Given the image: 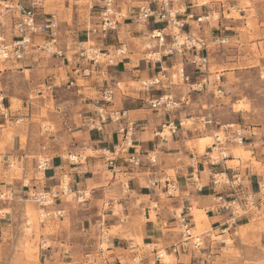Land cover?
<instances>
[{
    "label": "crops",
    "instance_id": "0c3cea01",
    "mask_svg": "<svg viewBox=\"0 0 264 264\" xmlns=\"http://www.w3.org/2000/svg\"><path fill=\"white\" fill-rule=\"evenodd\" d=\"M32 1L41 3L36 9L38 14L43 11L49 13L45 0H25V3L32 5ZM93 1L91 8H95L93 22L95 23L100 16L103 0ZM146 1L115 0L117 10L125 13L128 18L121 20L118 30L111 34L103 45L111 47L119 42L126 44L129 52L117 64L103 66L101 70L93 69L90 75L83 73L85 64L79 61L76 45L79 41L87 39L86 32L82 33L81 38L77 35V38L62 41L65 59L52 57L57 67L64 65L75 79L78 80L79 75L89 76L85 78L88 83L83 85L81 91L89 89L92 93L87 101L91 108L101 104L99 99L103 88L108 86L115 88L114 100L108 107L127 110L129 117L136 122L130 153L140 159L139 166L126 163L127 154L124 153L116 159L118 172L109 167L106 151L112 150L121 141V136L117 133L118 125L107 122L101 131L89 129V122L98 119L97 111H92L91 115L77 120L75 125L60 127L55 133L49 131L44 144L47 145L46 153L51 156V162L45 172H39L36 162L42 152V146L38 149L34 145L30 126L25 120L27 118L19 119L23 112L13 109L12 98L8 100L9 105H4L3 109L0 107V191L13 190L14 198L17 200L23 193L27 197L31 191L49 190L59 185L61 177L67 175L75 192L90 193L89 200L78 202L83 203L81 204L83 213L87 207L92 208L89 212L91 215L84 217V220L89 221V228L104 226L111 232L108 243L114 263L127 259L121 252L132 249V245H137L133 240L134 236H141L144 244L164 241L166 246L170 247L178 243V226L174 214L175 211L186 210L188 206H192V219H195L194 209L203 211L207 216L210 228L206 233L210 231L215 233L227 228L231 214L224 210H214L212 207L214 197L217 194L226 195L229 188L226 185H215L214 175H226L229 178L242 176L241 188L254 193H258L260 183L264 181V154L256 138L242 146L244 147L242 154L249 153L248 156L237 153L238 146L233 145L228 149L229 158L217 164L211 163L210 156L213 153L209 147H201L203 151L198 147L197 140L201 139L197 138L201 134L199 127L190 126L186 122L199 118V114L210 118L215 111L212 110L211 103L204 102L202 93L192 90L191 83L169 84L163 79L161 84L152 86L145 84L147 79L152 80L163 75L159 63L143 60V43L149 39L151 31L158 27L154 24L142 25L136 20L138 7ZM200 1L175 0L172 7L179 10L178 18L187 22L186 30L199 33L203 28L205 36L211 43L213 37L207 29L212 23L198 24L190 15L201 16L207 13L211 15L222 7L235 4L237 0H209L202 3ZM251 1L255 5L258 2ZM217 27L220 31L224 28L229 30V39L237 38V22H219ZM88 28L89 26L85 30ZM180 61L181 57L178 56L164 59L162 65L166 68L164 73L166 77L174 72ZM188 70L191 73L190 67ZM167 94H171L179 103L177 108L166 112L151 106V101ZM199 104L200 109L197 107ZM4 113H8V116L5 117ZM20 120H24V123L21 124ZM168 121H175L178 129L170 138L163 140L155 133ZM222 122L219 121L220 124ZM235 123L237 125V122L232 124ZM226 126L223 125L221 128ZM212 127L209 125V128ZM213 129L217 130L218 127L215 126ZM71 156L78 157V160L72 161ZM150 156L155 157L154 163L149 160ZM32 158L35 161H32ZM14 167L21 170L20 175L13 173ZM171 171L174 172L173 175L170 174ZM27 178L29 185L25 188L24 181ZM165 179H171L177 185L178 192L175 196H162L165 193ZM153 203L158 205L157 208L152 206ZM75 204L76 200L73 203L61 201L56 206L64 208L69 216L67 219H70L77 212L74 210ZM261 211L262 215L258 219L264 223L263 207L259 209V212ZM251 219L250 215L244 216L237 220L235 227L248 225ZM256 235L260 238L259 242L241 247L253 253L260 251V246L264 247V229ZM206 240L207 245L210 244L207 238ZM216 247H219L218 244ZM173 255L177 259V264H188L189 255L191 264L193 259L198 258V254L194 252H185L182 244H179V252Z\"/></svg>",
    "mask_w": 264,
    "mask_h": 264
},
{
    "label": "rangeland",
    "instance_id": "374dc122",
    "mask_svg": "<svg viewBox=\"0 0 264 264\" xmlns=\"http://www.w3.org/2000/svg\"><path fill=\"white\" fill-rule=\"evenodd\" d=\"M45 3L49 13L57 14L61 41L77 38V35L81 38L82 33L87 32L85 29L94 22L95 8H91L93 0H45ZM238 9L244 11L239 12ZM232 21L237 22V38L229 39V30L224 28L220 31L217 23ZM210 22L212 24L209 23L207 31L213 39L227 38V42L212 48L210 56L213 72L211 80L213 81L215 72L222 75L224 95L219 97L212 91L206 93L204 90L199 93H202L204 102L213 105L212 110L215 112L210 118L213 119L212 126H217L218 129L209 128V125L205 128V121H202L205 116L202 114L198 115L199 118L186 123L199 127L201 134L197 138L201 137V139L197 140V143L202 151L205 147L210 149L214 132L221 130L220 134H222L225 128L221 127L234 122H237L236 127L240 125L248 136H251L249 142L256 138L262 145L264 140V0H258L256 5L251 0H237L235 4L232 3L213 12ZM199 33L206 34L203 28ZM54 63L52 57L30 60L24 66L20 63L0 61V98H2L0 103L7 106L8 100L12 98L13 109L23 112L19 119L27 118L25 120L30 126L33 143L38 149L45 145L44 141L49 131L55 133L60 127L75 125L77 120L80 121L82 117L91 115L92 111H97L96 107L91 108L87 104L89 95L92 94L89 89L81 91L84 88L83 85L88 83L85 78L89 76L79 75L77 80L64 65L57 67ZM200 79L201 76L197 78L196 74H192V82H200ZM149 81L150 79H147V82ZM174 81L184 83L181 76L175 77ZM203 87L205 88L204 85ZM1 106L3 109V105ZM197 107L200 109L201 104ZM219 121H223L222 124ZM20 123L23 124L24 120H20ZM253 132L257 135L253 136ZM242 149L244 147L238 146L236 152L242 154ZM216 155V153L213 154V156ZM32 161L35 159L32 158ZM13 170V173L21 174L18 167H14ZM173 173V171L170 172L171 175ZM67 180L69 181V178ZM25 182L29 183V179L27 178ZM89 194L86 196V201L90 198ZM162 196L166 197L168 194L164 193ZM74 200L79 205L75 204L74 210L77 212L74 217L67 219L69 216L66 214L64 218L46 223L39 222L38 207L34 202L26 201L20 204L15 198L0 200L2 215L7 213L5 218L0 217V264H58L56 262L60 264H135L133 262L135 251L141 254L142 262L139 264L153 262V255L150 252L152 246L148 248L141 236H134L133 240L138 245L136 250H123L121 253L125 254L127 259L114 263L108 243L111 232L104 226L98 228V225L90 229L89 221L84 220V217L91 215L89 212L92 208L87 207L83 213L81 212L84 211L81 207L83 203H78L82 200L69 197L67 203H73ZM154 205L155 203L152 204L153 207ZM193 212L196 223L193 231L198 234L205 233L206 236V231L210 228L207 216L203 211L194 209ZM249 215L252 219L248 225L232 227L228 232L216 231L212 234L213 258L206 261L203 257V252L208 250L206 247L202 253H196L198 258L193 259L192 264H264V247L260 246V251L254 253L241 247V245H253L259 242L260 238L256 233L264 229L263 221L258 219L262 211L259 212L256 209ZM27 220L30 225L27 224ZM101 228H103L102 231ZM179 232L178 228V239ZM216 244L219 247H216ZM159 246L170 248L164 241H160ZM190 259L189 255L188 264H191ZM164 262L177 264V259L168 250Z\"/></svg>",
    "mask_w": 264,
    "mask_h": 264
},
{
    "label": "built area",
    "instance_id": "2783aa9c",
    "mask_svg": "<svg viewBox=\"0 0 264 264\" xmlns=\"http://www.w3.org/2000/svg\"><path fill=\"white\" fill-rule=\"evenodd\" d=\"M175 0H147L138 7L136 20L142 25L154 24L155 29L149 34V39L143 43L144 53L143 60L151 63H159L163 75L153 78L145 84L152 86L161 84L163 79L169 84H176L174 78L181 76L184 83H191V88L194 91H211L216 96L224 95V87L222 85V75L215 72L213 81L211 80V50L214 46H219L227 42V38L215 37L211 43L207 36L202 33H193L186 30L187 22L178 18L179 10L172 7ZM39 1H32V5H27L25 0H0V61L20 63L23 66L27 65L30 60L42 57H54L65 59V48L60 38L59 20L55 13H37V7H40ZM233 8V7H232ZM243 12V9H238ZM210 14L201 16L190 15L191 19H195L198 24L210 22ZM125 13L117 10L115 0H103V6L97 22L91 24L87 29V39L79 41L76 45V53L79 61L85 64L83 73L90 75L93 69L103 66H113L123 59L129 52L126 44L119 42L111 47H106L103 43L108 40L114 32L118 30V26L123 19H127ZM181 57L178 67L170 76L166 77V68L162 65L164 59L171 57ZM191 68V73L201 76L200 82H192V74L188 70ZM102 74V73H101ZM205 86V88L203 87ZM198 86V87H197ZM115 95V88L105 87L101 90L99 102L97 105L98 119L91 120L88 124L89 129L101 131L103 125L107 122L116 123L117 133L121 136V141L118 142L112 150L106 151L108 155V165L118 172L116 167V159L122 154H127L126 163L132 166H139L140 159L133 153H130L133 148V136L136 131V122L129 117L127 110L109 109ZM2 100V99H0ZM4 104L0 103V107ZM179 103L171 94L163 95L153 101L151 106L156 109H161L170 112L177 108ZM7 117L8 113H4ZM125 120V123L123 121ZM207 125L213 124V119L202 118ZM229 124L223 129L214 132L213 143L210 146L211 152L216 156L211 155V163L217 164L229 158V147L233 145L245 146L251 139L248 133L242 129L240 125ZM178 126L175 121H168L155 133L156 136L163 140H167L177 132ZM48 131V129H45ZM257 135L256 132L252 133ZM262 153L264 154V140L261 145ZM41 154L37 157L36 168L39 172H45L50 165L51 156L46 153L47 145L41 147ZM78 160V157L71 156V160ZM149 160L155 162L154 156H150ZM213 181L215 185H226L229 192L217 194L214 197V210H224L231 214V218L227 223L222 233L235 227L237 220L254 212V210L264 206V181L260 183L258 193L252 191H244L242 176H233L231 178L226 175H214ZM25 182V181H24ZM165 193L169 196H175L178 192V187L171 179L164 180ZM29 183H24V187H28ZM89 193L75 192L70 185V180H67V175H63L59 185L47 191H31L27 197L23 193L17 198L20 204L26 201L34 202L38 207V218L40 223H46L51 220L61 219L66 216L64 208L56 206L61 201H67L69 197L78 200H86ZM15 192L11 189L0 191V200H13ZM155 203L154 208H157ZM0 217L5 218L6 214ZM192 214V206H188L186 210L175 211L174 219L180 230L179 242L170 246V250L166 247L159 246L158 242L148 243L146 246L150 248L153 255L151 264H165L164 257L169 250L172 254L179 252V244H182L185 252L202 253L207 247L208 250L203 252V257L206 261L213 258V232L195 233V221ZM27 224L30 225L29 220ZM208 238L210 244H206ZM138 245H132L135 249ZM133 262L139 264L142 262L141 254L135 251Z\"/></svg>",
    "mask_w": 264,
    "mask_h": 264
},
{
    "label": "bare ground",
    "instance_id": "6f19581e",
    "mask_svg": "<svg viewBox=\"0 0 264 264\" xmlns=\"http://www.w3.org/2000/svg\"><path fill=\"white\" fill-rule=\"evenodd\" d=\"M0 99H2V98H0ZM214 140V139H213ZM212 145V144H211ZM147 245V244H146Z\"/></svg>",
    "mask_w": 264,
    "mask_h": 264
}]
</instances>
